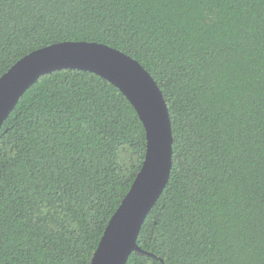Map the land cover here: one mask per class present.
<instances>
[{
    "label": "trees",
    "instance_id": "obj_1",
    "mask_svg": "<svg viewBox=\"0 0 264 264\" xmlns=\"http://www.w3.org/2000/svg\"><path fill=\"white\" fill-rule=\"evenodd\" d=\"M77 40L138 60L171 119L170 175L137 237L146 253L125 264H264V0H0V76ZM145 151L137 111L107 79L41 75L0 128V264H90ZM79 169L90 179L73 203Z\"/></svg>",
    "mask_w": 264,
    "mask_h": 264
},
{
    "label": "water",
    "instance_id": "obj_2",
    "mask_svg": "<svg viewBox=\"0 0 264 264\" xmlns=\"http://www.w3.org/2000/svg\"><path fill=\"white\" fill-rule=\"evenodd\" d=\"M62 68L87 70L107 79L131 102L145 128L141 168L90 260V264H125L132 251L146 253L137 244L138 233L170 175L173 136L168 106L149 71L125 52L97 41H59L25 54L0 76V128L36 79Z\"/></svg>",
    "mask_w": 264,
    "mask_h": 264
},
{
    "label": "snow or ice",
    "instance_id": "obj_3",
    "mask_svg": "<svg viewBox=\"0 0 264 264\" xmlns=\"http://www.w3.org/2000/svg\"><path fill=\"white\" fill-rule=\"evenodd\" d=\"M78 2H84V0H78ZM181 97H178L176 101L171 105V109L176 113L177 119H179V113L181 110ZM66 169H61V174H64ZM90 179L86 169H79L74 171L71 178V183H68V189L71 191L67 192L69 200H72L73 195L79 196L83 193L84 189L87 187V184L84 182ZM67 183V181H66ZM61 192H66L67 189H60ZM75 203L74 200H72ZM67 206V205H66Z\"/></svg>",
    "mask_w": 264,
    "mask_h": 264
}]
</instances>
